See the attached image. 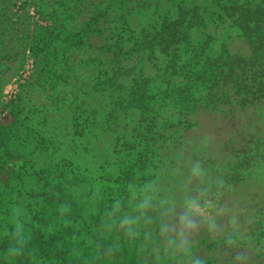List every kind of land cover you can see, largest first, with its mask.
<instances>
[{
	"label": "rangeland",
	"instance_id": "obj_1",
	"mask_svg": "<svg viewBox=\"0 0 264 264\" xmlns=\"http://www.w3.org/2000/svg\"><path fill=\"white\" fill-rule=\"evenodd\" d=\"M91 1L78 5L89 8ZM4 2L5 18L17 27L25 22L27 32L23 43H15V60L0 64V137L6 136L0 153L11 155L0 175V221L15 226L10 232L2 223L0 238L15 234L20 242L35 210L48 205L46 239L81 264H237V251L245 246H251V263L264 259L257 256L264 251V223L252 237L249 204L225 196L233 159L228 163L217 151L224 152L229 135L204 126L184 133V144H167L142 163L136 149L116 151L113 129L135 123L119 118L115 100L98 91L100 70L113 65L100 61L108 48L90 24L83 25L89 11L82 19L74 0ZM228 33L220 30L219 41ZM146 72L154 75L155 69L148 65ZM257 113L264 138V110ZM200 117L206 123V115ZM131 169L132 178L119 177ZM70 194L80 200L67 206L64 197ZM214 243L222 250L214 251ZM13 244L0 239V252L11 253ZM9 261L69 264L22 252Z\"/></svg>",
	"mask_w": 264,
	"mask_h": 264
},
{
	"label": "trees",
	"instance_id": "obj_2",
	"mask_svg": "<svg viewBox=\"0 0 264 264\" xmlns=\"http://www.w3.org/2000/svg\"><path fill=\"white\" fill-rule=\"evenodd\" d=\"M74 1L82 19L83 12L89 11L83 25L90 24L108 48L100 58L105 60L100 61L113 65L111 70H100L104 79L98 91L107 92L115 100L119 118L135 123L132 128L128 123H119L120 130L113 129L115 150L136 149L142 163L149 153L167 144H184V133H196L204 126L206 132L223 138L229 135L222 143L226 145L224 152L217 151L228 163L233 159V171L225 176V196L229 201L243 197V202L249 204V218L255 226L250 229L253 237L264 223V138L260 136L262 122L257 118V112L264 110V0H92L89 8L83 2L78 5L80 0ZM6 11L7 5L0 0L2 65L15 60V43H23L27 32L25 22L17 27L11 18H5ZM220 30L229 32L226 40L219 41ZM195 36L199 38L197 43ZM148 65L155 69L154 75L146 72ZM201 114L206 115V123L201 121ZM101 132L99 129L98 135ZM128 133L133 136L131 142L126 140ZM4 141L5 135L0 137V143ZM9 158L7 151L0 153V175ZM254 171L256 176L252 175ZM134 175L131 169L119 177ZM79 200L73 194L64 197L67 206ZM48 209L45 205L35 210V218L27 225L29 234L20 242L16 243L19 237L15 234L0 238L2 244L14 242L11 253L0 252V264L11 262L21 252L81 264L54 247L56 240L46 239ZM107 215L99 214L97 222ZM74 216L79 217L72 213ZM3 221L0 225L4 223L3 227L12 232L13 222ZM214 244V251L222 250ZM224 244L233 246L229 240ZM247 248L251 246L238 249L237 264L264 262L251 263ZM262 255L264 251L259 250L257 256Z\"/></svg>",
	"mask_w": 264,
	"mask_h": 264
}]
</instances>
